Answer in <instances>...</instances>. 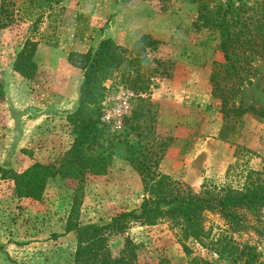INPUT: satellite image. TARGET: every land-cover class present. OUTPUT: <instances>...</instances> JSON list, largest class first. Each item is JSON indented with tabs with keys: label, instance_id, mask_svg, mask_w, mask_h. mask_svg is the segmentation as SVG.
<instances>
[{
	"label": "rangeland",
	"instance_id": "rangeland-1",
	"mask_svg": "<svg viewBox=\"0 0 264 264\" xmlns=\"http://www.w3.org/2000/svg\"><path fill=\"white\" fill-rule=\"evenodd\" d=\"M196 12L189 0H0V166L20 173L34 162L58 163L73 140L67 115L77 106L82 80L73 62L78 56L70 54H83L110 37L126 58L125 80L117 72L104 83L101 121L121 142L105 175L86 176L74 208L80 224L108 222L146 197L141 176L123 159V144L136 141L125 120L137 97L154 104L153 133L141 145L161 155L158 171L171 181L203 193L264 179V119H223L208 81L213 62L222 60L218 40L195 27ZM142 35L159 44L134 52ZM26 41L34 47L32 79L14 69ZM240 77L235 105L264 108V61L250 57ZM75 187L71 179H49L34 201L16 197L13 182L0 178V264H73L77 235L63 233ZM204 226L210 237L227 229L210 213ZM227 234L254 248L256 264H264V212L247 214L246 227ZM106 244L113 257L130 254L136 264H241L183 238L166 221L132 224L108 235Z\"/></svg>",
	"mask_w": 264,
	"mask_h": 264
},
{
	"label": "trees",
	"instance_id": "trees-1",
	"mask_svg": "<svg viewBox=\"0 0 264 264\" xmlns=\"http://www.w3.org/2000/svg\"><path fill=\"white\" fill-rule=\"evenodd\" d=\"M115 1L127 3L131 0ZM189 1L197 5L195 27L210 31L218 40L216 49L222 60L213 62L208 81L211 97L220 102L223 119L239 120L245 114H251L263 120L264 108L236 106L234 101L241 95L243 65L254 56L264 61V0ZM158 44L157 40L142 35L135 41L133 51L139 52L147 47L155 49ZM33 54V44L26 41L14 63L15 71L27 79L34 78L37 72ZM70 55L78 56L73 62L80 68L82 80L77 106L67 115L73 135L69 148L58 163L34 162L20 173L0 166V178L13 182L16 197L34 201L42 198L49 179L61 177L76 182L75 203L63 233L74 231L77 235L73 264H136L135 256L130 254L111 255L106 244L108 235L124 233L132 224L153 225L165 221L183 238L201 243L220 259L256 264L258 253L254 248L237 244L227 233L245 228L247 214L258 217L264 212V179H249L239 188L227 187L203 193H195L171 181L158 171L161 155H153L141 145L153 133L149 121L153 116L150 107L154 104L148 98L137 97L135 109L125 120L136 138L135 143L123 142L126 146L123 159L141 176L146 197L138 208L120 211L108 222L80 224L77 221L74 208L86 176L105 175L112 163L116 144L121 142L101 121V104L106 91L104 83L117 72L125 80L126 58L110 37L102 38L96 48L83 54ZM138 82V78L133 79V86ZM146 88H141L143 93ZM3 95L4 88L0 83V96ZM208 213L218 215L227 226L217 237H210L204 229ZM205 238L208 241L205 242Z\"/></svg>",
	"mask_w": 264,
	"mask_h": 264
}]
</instances>
